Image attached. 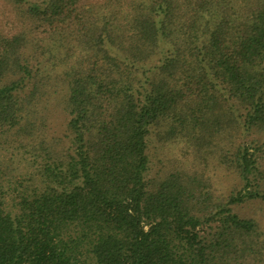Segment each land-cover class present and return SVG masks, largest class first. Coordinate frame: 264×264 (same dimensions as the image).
I'll list each match as a JSON object with an SVG mask.
<instances>
[{
    "label": "trees",
    "instance_id": "obj_1",
    "mask_svg": "<svg viewBox=\"0 0 264 264\" xmlns=\"http://www.w3.org/2000/svg\"><path fill=\"white\" fill-rule=\"evenodd\" d=\"M263 220L264 0H0V264H264Z\"/></svg>",
    "mask_w": 264,
    "mask_h": 264
},
{
    "label": "rangeland",
    "instance_id": "obj_2",
    "mask_svg": "<svg viewBox=\"0 0 264 264\" xmlns=\"http://www.w3.org/2000/svg\"><path fill=\"white\" fill-rule=\"evenodd\" d=\"M53 128L55 131L63 126L62 122L59 121V118L55 119ZM59 122V123H58ZM30 156L26 155V158L22 157L20 152L17 150H13L11 153L8 152V154L5 156V163L8 165H11V169L9 168L8 174L14 175L15 177L23 176L25 172H28L27 170L31 169V165H29L30 162ZM225 180V178H221L220 181ZM257 206L256 203H242L240 206H236L235 210H237L240 214H251L253 215V208ZM264 221V220H263ZM264 223V222H263Z\"/></svg>",
    "mask_w": 264,
    "mask_h": 264
}]
</instances>
